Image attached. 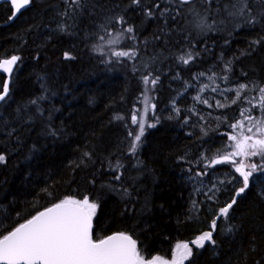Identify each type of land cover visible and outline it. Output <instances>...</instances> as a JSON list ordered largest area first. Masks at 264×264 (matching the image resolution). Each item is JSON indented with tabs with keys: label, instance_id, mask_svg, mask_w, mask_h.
I'll return each instance as SVG.
<instances>
[{
	"label": "trees",
	"instance_id": "1",
	"mask_svg": "<svg viewBox=\"0 0 264 264\" xmlns=\"http://www.w3.org/2000/svg\"><path fill=\"white\" fill-rule=\"evenodd\" d=\"M232 2L213 0L212 11H220L206 33L186 24L183 9L172 19L175 6L166 0H80L72 8L31 0L6 25L11 9L0 5V60L19 57L0 104V235L67 196L97 203L94 238L128 233L145 260L168 259L175 243L212 230L243 184L231 179L229 164L208 165L226 150L246 92L264 86V4L248 0L256 22L245 23L227 16ZM166 7L173 11L161 17ZM120 16L126 23L115 22ZM128 26L134 32L119 45L106 43L109 32ZM113 48L137 55L117 58ZM188 52L193 59L184 64L178 57ZM145 76L159 77L154 127L133 153L131 117ZM4 80L0 72V91ZM117 161L123 167L114 171ZM236 199L217 220L215 243L192 247L184 264H264V171Z\"/></svg>",
	"mask_w": 264,
	"mask_h": 264
},
{
	"label": "snow or ice",
	"instance_id": "2",
	"mask_svg": "<svg viewBox=\"0 0 264 264\" xmlns=\"http://www.w3.org/2000/svg\"><path fill=\"white\" fill-rule=\"evenodd\" d=\"M69 8L80 6V0H65ZM213 0H200V7H197V0H166V3L174 5L175 15H181V9L187 14L184 16L186 24L198 33H206L213 30L216 20L209 18L218 14L220 6L217 5L215 12L212 11ZM12 6L15 9L13 15L19 12L22 8L29 5L31 0H11ZM135 5H140L141 0H132ZM264 4V0H261ZM185 6H188L185 8ZM154 8L160 9V4L153 5ZM224 10L229 18L244 17L245 23H255L256 18L252 16V8L249 7L248 0H233L232 4L224 5ZM173 11L170 8H164L160 11L161 17L165 13ZM247 13V16L245 15ZM66 14V13H65ZM146 15L151 18L154 13L151 8L146 9ZM11 19V17H10ZM111 23V21H109ZM115 22L124 24L126 21L123 16L116 17ZM134 32L132 26L124 28L122 31H117L115 35L109 32L112 38L107 40L108 45H119L125 34ZM130 39H135L134 36H129ZM159 39V37H156ZM100 41H104L105 37L100 36ZM255 43H259L256 41ZM94 50L103 54L101 45H94ZM111 55L117 58L127 57L133 58L137 55V50H111ZM65 59L72 58L69 53L64 54ZM19 57L12 56L10 59L0 61V69L4 72L11 73L12 66L17 62ZM184 64H188L193 59L192 53L188 52L178 57ZM203 75V74H201ZM227 79V77H225ZM159 77L149 78L143 77L145 85L151 83L155 85ZM247 85L241 84L239 89H245ZM215 90V89H214ZM264 93V88L259 89ZM9 93L8 83L5 82L0 91V101H5ZM240 92L237 90L236 96L239 99ZM199 99V97H197ZM35 103V101H33ZM145 105L149 103V97L145 96ZM207 103V101H203ZM232 103H236L233 100ZM218 107L225 105L217 102ZM154 108L155 105H152ZM262 110H264V98H262ZM147 112V107L144 109ZM178 111V110H177ZM248 111V110H245ZM138 113H134L131 117L132 123L138 125V132L134 136L131 151L134 153L141 142V137L144 134L143 117L138 119ZM241 116L252 122V126L247 128L245 134L244 125L241 121L229 125L234 131L240 129L236 134H228V139L232 141L230 147L235 150L226 152L220 158H213L208 166L220 163L234 164L235 171L240 174L243 186L240 187L231 201L224 207L219 209V215L212 220L211 231L204 232L198 236L192 244L197 247H204L206 241L213 244V231L216 230L217 220L221 217H228L230 209L237 203L236 197L244 193L249 187V179L256 171H264V119H257L250 115L245 116V112H241ZM122 119V117H117ZM154 127V125H149ZM255 128V132L253 129ZM54 134V133H53ZM132 136L133 133L129 132ZM89 156V153H85ZM235 156L259 157L260 162H251L245 164L243 161L237 162L233 159ZM5 161V156L0 154V162ZM123 167L117 161L113 170ZM245 168L250 170L245 171ZM203 173H197L202 175ZM116 180L120 176H115ZM98 205L95 202H90L88 196L83 199H77L67 196L51 207L45 208L43 211L37 212L36 215L27 219L24 223L19 224L7 234L0 235V264H169V261L163 260L156 256L150 260H145L141 255V251L137 247V240L132 235L125 232H117L103 238H94L93 236V217L96 215ZM177 254L173 257L171 264H184V261L192 255V248L188 243L176 245Z\"/></svg>",
	"mask_w": 264,
	"mask_h": 264
},
{
	"label": "rangeland",
	"instance_id": "3",
	"mask_svg": "<svg viewBox=\"0 0 264 264\" xmlns=\"http://www.w3.org/2000/svg\"><path fill=\"white\" fill-rule=\"evenodd\" d=\"M261 88H264V86L261 87ZM247 93H249V94L243 100V102H244L243 107H241L240 113H239L237 119L232 124H235L237 121H241L243 123V125H244L245 134L251 135L250 133H247L246 130H247L248 127L252 126V122L247 120V119H245L244 116H241V112L244 111L245 112V116L250 115V116L255 117L257 119H264V110H262V98H264V93H261L259 89H252L250 92L247 91L246 94ZM145 96L149 97V103L147 105H145V103H144ZM153 99H154V94H153V91H152V84L149 83L148 85H145L143 93H142V95L140 97V100L138 102V105L136 106V108H134L133 113H132V114L138 113L139 114L138 115V119L140 117H143V120H144V131L149 127V125L152 124L151 114H152V109H153L152 108ZM146 107H147V112L145 113L144 109ZM245 110H248V111H245ZM138 130H139L138 129V125H134L132 123V133H133L132 138H133V140H134V136L138 132ZM239 131H240L239 128L234 131L230 127V131L227 133V142H226V146H225L226 150L222 153V155L225 154L226 152H232V151L235 150L234 148L230 147V145L232 144V141H230L228 139V134H236ZM253 131L255 132V128L253 129ZM216 158H220V157H216ZM233 159L236 160L237 162L243 161L245 164H248V163H251V162H256V160L260 161L259 157L245 158L243 156H235V157H233ZM220 164H224V163H220ZM225 164H229V166L231 167V169L233 171V175H231V179L240 180V182L242 183V179L243 178L240 176V174L238 172L235 171V167L236 166L234 164H232V163H225ZM248 170H250V169L245 168V171H248ZM203 233H201V234H203ZM201 234H199L198 236H200ZM198 236H196L193 240L188 241V242L187 241H180V242L175 243V245L173 247V250H172L171 257L168 258V259L163 258V257H161V258L163 260L169 261V264H171V261H172L173 257L177 254L176 245L177 244L188 243L189 247L192 248V247L196 246V245L192 244V241H194ZM154 257H156V256H154ZM154 257H152V258H154Z\"/></svg>",
	"mask_w": 264,
	"mask_h": 264
},
{
	"label": "water",
	"instance_id": "4",
	"mask_svg": "<svg viewBox=\"0 0 264 264\" xmlns=\"http://www.w3.org/2000/svg\"><path fill=\"white\" fill-rule=\"evenodd\" d=\"M3 3H7V4H9V6H10V9H11V14H10V16L8 17V20L4 23L5 25L6 24H9V23H12L29 5H27V6H25L24 8H22L19 12H16L15 13V15H13V13L15 12V9H14V7L12 6V3H11V0H0V5L1 4H3ZM10 17H11V19H10ZM12 57V56H11ZM11 57H8V58H3V59H1L0 61H3V60H5V59H10ZM17 62H18V60H17ZM17 62L12 66V71H11V73H7V72H4L2 69H0V72H2L3 74H4V76H5V80H4V82H3V84L5 83V82H7L8 83V85H9V80H10V76H11V74H12V72L14 71V69H15V67H16V65H17ZM3 86V85H2ZM3 101H0V104L2 103ZM52 205H50V206H48V207H51ZM47 208V207H46ZM45 209V208H44ZM44 209H42L41 211H43ZM37 214V213H36ZM35 214V215H36ZM34 216V215H33ZM31 218V217H30ZM29 218V219H30ZM25 222V221H24ZM24 222H22V223H24ZM21 224V223H20ZM17 227V226H16ZM13 230V229H12ZM114 233H117V232H114ZM114 233H111V234H109V235H112V234H114ZM109 235H107V236H109ZM106 237V236H105Z\"/></svg>",
	"mask_w": 264,
	"mask_h": 264
}]
</instances>
